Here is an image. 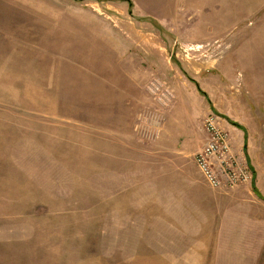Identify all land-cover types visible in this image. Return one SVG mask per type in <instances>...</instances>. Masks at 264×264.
<instances>
[{"label":"rangeland","instance_id":"1","mask_svg":"<svg viewBox=\"0 0 264 264\" xmlns=\"http://www.w3.org/2000/svg\"><path fill=\"white\" fill-rule=\"evenodd\" d=\"M0 264H264V0H0Z\"/></svg>","mask_w":264,"mask_h":264},{"label":"built area","instance_id":"2","mask_svg":"<svg viewBox=\"0 0 264 264\" xmlns=\"http://www.w3.org/2000/svg\"><path fill=\"white\" fill-rule=\"evenodd\" d=\"M205 129L208 133V140L205 146L196 156L198 168L212 188H220L225 186L235 187L242 180H246L247 176L243 171L239 172L231 168L226 159L231 156V137L227 130L220 127L219 116L211 114L205 122ZM215 161H220L221 167H225L223 176L219 175L214 168ZM245 177V178H244Z\"/></svg>","mask_w":264,"mask_h":264},{"label":"trees","instance_id":"3","mask_svg":"<svg viewBox=\"0 0 264 264\" xmlns=\"http://www.w3.org/2000/svg\"><path fill=\"white\" fill-rule=\"evenodd\" d=\"M204 93V92H203ZM233 125H235V126H237V127H240V128H242L239 124H237V123H233ZM246 151V147H245V149H244V152ZM246 153V152H245ZM247 154V153H246ZM247 157H248V155H247ZM254 180H255V178H254V175H253V180H252V183H253V187H254V189H255V191H257V193L260 195L261 193L258 191V189L254 186Z\"/></svg>","mask_w":264,"mask_h":264}]
</instances>
